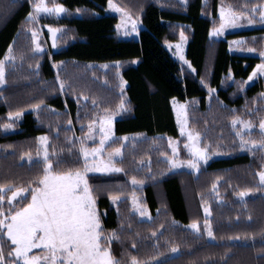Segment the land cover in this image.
<instances>
[{
	"label": "trees",
	"instance_id": "trees-1",
	"mask_svg": "<svg viewBox=\"0 0 264 264\" xmlns=\"http://www.w3.org/2000/svg\"><path fill=\"white\" fill-rule=\"evenodd\" d=\"M107 1L55 0L67 12L56 22L49 16H41L40 22L61 28L56 49L36 52L25 25L28 0H0V59L10 44L16 56L14 63L7 62L6 83L0 88V125L14 124L12 131L0 128V184L37 186L29 182L43 175V161L27 157L36 155L42 134L48 137L54 171L82 168L77 138L96 110L121 105L123 90L124 112L115 120L114 132L117 137L132 134L117 160L125 171L87 174L102 231L116 230L119 237L110 242L119 264L133 256L146 264H264V187L257 175L264 155L259 149L243 150L231 123L233 116L252 122L264 116V80L244 84L243 90L238 87L261 60L230 50L227 40L242 38L243 46L259 52L264 25L228 33L226 39L208 37L220 1L241 12L264 0H114L141 21L137 39L118 36L117 17L106 11ZM5 11L8 15L2 18ZM182 30L193 70L165 47ZM209 87L216 89L211 96ZM173 97L187 102L188 123L200 134L201 147L216 153L197 174L166 171L168 139L178 137ZM41 101L34 111L31 106ZM21 109L18 120L8 118L9 112ZM119 143L115 139L111 146ZM149 169L157 182L146 176ZM133 176L144 183L133 185ZM243 190L248 194L241 198L237 193ZM109 193L119 194V202L113 203ZM131 193L143 196L149 220L132 210ZM25 196L18 201L21 207L31 192ZM205 206L210 209L207 217ZM206 218L212 237L203 231ZM192 221L199 233L188 226ZM173 247L178 251L172 252ZM9 250L6 243L4 251Z\"/></svg>",
	"mask_w": 264,
	"mask_h": 264
},
{
	"label": "snow or ice",
	"instance_id": "snow-or-ice-1",
	"mask_svg": "<svg viewBox=\"0 0 264 264\" xmlns=\"http://www.w3.org/2000/svg\"><path fill=\"white\" fill-rule=\"evenodd\" d=\"M30 10L25 17V25L27 30L31 32L32 43L35 51L41 50V45L37 43L39 32L35 25L39 21L41 13L49 16H59L61 13L67 12L65 6L61 3L52 0L51 3H46V0H28ZM109 8H115L116 11L124 13L125 10L121 9L118 5L113 3V0H108ZM10 10V9H9ZM77 12L80 9L76 10ZM219 25L213 26L209 30V36H221L224 30L229 27L236 26V23L243 16L249 24L255 21L251 16L244 13H237L231 10L230 7H219ZM251 12L258 13L259 22H264V3L251 5ZM8 11L2 14V18H6ZM125 23H131L132 32L137 30L138 20L132 19L130 15L125 14L123 17ZM48 28L49 36L52 40V46H57L58 34L61 32L60 28L46 25ZM119 27V26H118ZM187 40L184 31L180 32V43L176 44V55L188 64H191L185 59L182 53V43ZM255 40V38H253ZM244 41H230L232 44L243 43ZM13 46L10 44L5 59H0V84L6 83V61L14 63L16 56L12 54ZM250 52H255L257 49L249 48ZM261 62L257 64L252 73L248 76V80H252L257 73L264 75V50L259 51ZM54 67L56 65H53ZM105 67H107L105 65ZM119 68V65H116ZM231 78V77H230ZM59 80V77H57ZM201 83H204L201 80ZM245 82H240L238 87L243 90ZM207 86V85H205ZM60 87L63 88L64 84L61 82ZM123 87V82H121ZM209 95L216 91V89L208 88ZM264 96V93L261 94ZM78 101L80 97H77ZM84 99H87L86 97ZM43 105V101L32 105L34 111H38ZM95 106V101H93ZM123 108V101L119 106ZM185 106L180 105L177 112V122L181 125V134L187 135V140L184 143V148L187 150L189 159H179V149L175 144L169 141V147L172 149V155L167 157L168 169L172 171L186 165L192 170H197L200 162H206L212 154L207 147L199 146L200 134L194 130H188L187 113L184 110ZM22 109L15 112H9L8 118L10 120H18L22 114ZM114 115V113L112 114ZM112 115H104L99 118V142L95 143L94 147H89L86 143L87 140L92 138L93 130L97 125V120L89 121L87 127L89 132L84 136L79 137L81 141L79 145V153L84 159L82 168L68 171H54L55 164L50 158L47 151L48 137H37V140L43 149V175L35 181L36 187H16L15 185L0 184V264H119V261L112 255L110 242L114 239H119L116 235V230L108 233L102 231L100 215L98 214L95 204L96 196L94 195L95 189L89 183L87 173H120L124 172L123 167L117 166L114 157L122 155L121 148L113 149L112 152L103 154V149L106 142H110ZM231 123L235 127L238 123L241 129H251L252 123L244 121L240 117L233 116ZM71 124V120L68 121ZM14 126L13 123H5L0 125V128L10 129ZM259 129L264 135V118L259 121ZM235 135L239 138L241 148H249L259 144L264 148V140H245L241 130L236 131ZM126 140L127 137L121 138ZM37 155H41L40 152ZM91 157V161L89 158ZM29 159L31 156L29 154ZM94 162V163H93ZM55 163H59L56 161ZM264 169V165H262ZM163 173H161L162 175ZM260 181V186L264 187V170L257 173ZM146 176L152 178L153 182H157V177L152 175L149 169ZM219 179V178H217ZM133 185H142L144 180H138L135 176L131 177ZM216 185L213 184V190ZM14 189V190H13ZM31 192L30 202L24 204L23 207H17L13 202L16 198H26L23 194ZM10 193V194H6ZM248 194V190H243L237 193L241 198ZM109 199L113 203H118L120 200L119 194L109 193ZM219 200V196H217ZM7 202L8 207L5 208L4 204ZM133 207L136 212L141 216H146L147 208L145 205L139 204L133 198ZM205 216L210 215V209L204 207ZM190 228L197 233L200 232V227L196 221H192ZM203 231L208 237L213 236L212 227L209 219L204 220ZM261 234L264 235V229H261ZM156 235L155 232L152 234ZM8 244L9 251H4V245ZM135 247V245H133ZM33 249H43V255L32 254ZM172 252H177L178 249L173 247ZM125 264H146L145 261L137 259L135 256L131 257L130 262ZM153 264H158L154 261Z\"/></svg>",
	"mask_w": 264,
	"mask_h": 264
},
{
	"label": "rangeland",
	"instance_id": "rangeland-1",
	"mask_svg": "<svg viewBox=\"0 0 264 264\" xmlns=\"http://www.w3.org/2000/svg\"><path fill=\"white\" fill-rule=\"evenodd\" d=\"M182 1H185V0H182ZM204 1H205V0H204ZM49 2H50V0H46V3H49ZM113 3L116 4V5H118L114 0H113ZM222 5H223L224 7H230V6H228L227 4H225L224 2H221V1L219 2L218 6H217V13H216V14H217V23H216L215 26H218V25H219V11H218V9H219V7L222 6ZM118 6H119L121 9H124V8L121 7L120 5H118ZM230 8H231V7H230ZM124 10H125V12L122 13V12H118V11H116L115 8H109V6H108V1H107L106 11H107L108 13H111V14L115 15V16L117 17V23H116L115 29H116V33L118 34V36L121 37V38H126V39H129V38L137 39V38H138V34H139V30L142 28L141 21H140L139 19L133 17V16H132V15H131L126 9H124ZM231 10L234 11V12H237V11L233 10L232 8H231ZM237 13H244L245 15L251 16V17H252L255 21H257V22H254V23H252V24H249V23L247 22V20L244 19L243 16H242L241 19H239V20L237 21L236 26L226 28V29L224 30V34H223V35H221V36H215V35H213V36L210 37L209 34H208V37H209L210 39H226V35H227L228 33H231V32H234V31L245 30V29H251V28H254V27H259V26L264 25V22H259L258 13L253 14V13L251 12V8H249V9H245L244 11L237 12ZM62 14H63V13H61L59 16H49V15L44 14V13H41V14H40L39 21H38V23L35 25V27H36L37 31L39 32V36H38V39H37V43H39V44L41 45V50H40V51H36V52H42V51L46 50L47 48H50V49H54V50H55L56 47H53V46H52V40H51V38H50V36H49L48 28L45 27V26H46V25H51V26H53V27L60 28V27H58V26L52 25L51 23H48V21L40 22L41 16H49L51 20H53V21L56 22L57 20H59V18L61 17ZM125 14L130 15L132 19H136V20H138L137 30H136L135 32H132V29H131V23H130V22H128V23H125V22H124L123 17H124ZM118 26H119V27H118ZM60 29H61V28H60ZM30 34H31V32H30ZM59 34H60V33H59ZM59 34H58V35H59ZM185 36H186V35H185ZM186 37H187V36H186ZM241 39H242V38H239V37H233V38H229V39H227V40H228V44H229L230 41H238V40H241ZM180 42H181V41H180V34H179L176 40H174V41H170V42H167V43L165 44V47L167 48V50L170 52V54L172 55V57H173L176 61H178V62H179L181 65H183L184 67H186V68H188V69H190V70H193L192 67L189 68L188 64L185 63L184 61H182V60L180 59V56H179V55H176V54H175V53L177 52L176 44H177V43H180ZM187 42H188V40L184 41V42L182 43L181 47H182V53H183L185 59L188 61V59H187V57H186ZM33 46H34V45H33ZM229 47H230V50H232V51L244 52L245 54H250V55H254V56H258V57H259V52H250V51H248L247 49H249V48L243 46V43L232 44L231 46H230V44H229ZM34 50H35V49H34ZM262 50H264V45H263ZM259 58H260V57H259ZM2 59H5V57L2 58ZM7 62H8V61H6V64H7ZM188 62H189V61H188ZM260 62H261V61H260ZM260 62H258L257 64H259ZM257 64H256V65H257ZM256 65H255V66H256ZM255 66H254V67H255ZM252 70H253V69H252ZM251 73H252V71L250 72V74H251ZM250 74H249V75H250ZM249 75H248V76H249ZM247 78H248V77H247ZM247 78L245 79V81H246L245 85H249V84L253 83V82L256 81L258 78H262V79L264 80V75H261L260 73H257V75L254 76L253 79L250 80V81H249ZM3 85H4V84H0V88L3 87ZM121 93H122V95H123V108L118 107V108H116V109H114V110H96V111L94 112V114H92V116H91V118H90V121L93 120V119H96V120H97V125H96L95 129L93 130L92 138L89 139V140H87L86 143H87V145H88L89 147H94V146H95V143H98V142H99V136H100V133H99V130H98V129H99V118H100L101 116L106 115V114H108V115H112V114L114 113V115H112V125H111V137H110V142H106V146H105L104 149H103V154H105V155H106L107 153H109V152H112L113 149H116V148H121V150H122V152H123V147H124V145L129 141V139L131 138V135H132V134H123L122 136L117 137L116 134H115V132H114V122H115V120L118 119V118L122 115V113L124 112L125 97H124V92H123V90H122ZM262 93H264V90H263ZM262 98L264 99V96H262ZM170 104H171V107H172V110H173V113H174V117H175V122H176V126H177V131H178V137H169L168 142H169L170 139H171V141H172V142L175 144V146L179 149V153H180V154H179V157H178L179 159H181V160H187V159L190 158L189 155H188L187 150L184 148V143H185V141L187 140V135H186V134H183V135L181 134V132H180V127H181V125L177 122V112L179 111V106H180V105H184V106H185L184 110H185L186 113H187V102L181 101V100H179V99L173 97V98L170 99ZM187 118H188V116H187ZM240 118H242L244 121H249V122H251L252 125H253V127H252L251 129H241L239 123H238L235 127H234L233 124H232V128H233V130H234L235 133H236V131L241 130V131L243 132V135H244L245 140H255V141H261V140H264V135H262L261 130L259 129V121H260V119L264 118V116H263L262 118H260L257 122H252V121H250L249 119H247V118H243V117H240ZM88 123H89V121L86 123V125H85V127H84V128H85V130H84V131H85L84 134H86V133L89 132V129H88V127H87ZM187 128H188V130H193V129L189 126V123H187ZM13 129H14V128L12 127V128H10V129H4V130H5V131H12ZM84 134H83V136H84ZM41 136H45V135L42 134V135H39L38 137H41ZM123 137H127V139H126V140H122L121 138H123ZM115 139H117L120 143H119V145H117V146H113V147H112L111 144H112V142H113ZM238 139H239V138H238ZM199 141H200V137H199ZM79 142L81 143V141H79ZM80 143L78 144V148H79ZM47 144H48V142H47ZM168 145H169V143H168ZM199 146L201 147L200 143H199ZM46 147H47V145H46ZM182 148L184 149V152L181 151ZM43 149H44V146L41 145L40 142L38 141V150H37V152H36V155H35L34 157H31V160L29 159V157H27V160H28V161H32V159L35 158V159H39V160L43 161V155H42V153H43ZM169 149H170V155H169V156H171V155H172V149H171V147H169ZM242 149H243V150H250V151H251V150H254V149H259V150L261 151V153L264 155V148H261L259 144H257V145H255V146L251 147V149H249V148H242ZM38 152H40L41 155H37ZM48 153H49V152H48ZM121 156H122V155H121ZM121 156L114 157V160H115L116 164H117V160H119V159L121 158ZM215 156H216V153L211 154L210 157H209V159H210L211 157H215ZM81 159H82L83 164H84V159H83L82 156H81ZM209 159H208V160H209ZM89 160L91 161V157L89 158ZM208 160H207V161H208ZM207 161H206V162H207ZM206 162H200V166H199V168H198L197 170H192V169L188 168L186 165H182L180 168L175 169V170H187V171H190V172H192V173H194V174H197V171H198V170L201 168V166L204 165ZM93 163H94V162H93ZM117 166H118V165H117ZM262 170H264V169H262ZM172 171H174V170H172ZM91 173H92V174H106V173H99V172H89V173H87V174H91ZM259 182H260V181H259ZM9 194H10V193H9ZM23 195L25 196L26 193L23 194ZM129 197H130L129 199H130V204H131L132 210L137 214V216H138L140 219H142V220H149V219L151 218V213H150V210H149V208L147 207L146 203L144 202V198H143V196H142L141 194L131 193V194L129 195ZM133 198H135V200H136L137 203L146 206V208H147V213H148L146 216H141L138 212H136L135 208L133 207ZM19 199H20V197L16 198V200L13 202L17 207L19 206V203H18ZM30 199H31V197H30ZM28 202H30V200H29ZM5 204H6V206L8 207L7 202H5ZM19 207H21V206H19ZM22 207H23V206H22ZM96 210H97V209H96ZM188 226L190 227V224H189ZM32 254H34V255H43V249H33V250H32Z\"/></svg>",
	"mask_w": 264,
	"mask_h": 264
}]
</instances>
